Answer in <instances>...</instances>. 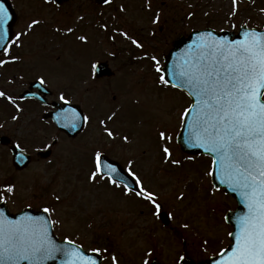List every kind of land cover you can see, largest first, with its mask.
I'll return each mask as SVG.
<instances>
[{"label":"rangeland","instance_id":"374dc122","mask_svg":"<svg viewBox=\"0 0 264 264\" xmlns=\"http://www.w3.org/2000/svg\"><path fill=\"white\" fill-rule=\"evenodd\" d=\"M19 3L21 19L17 30L24 32L22 28L34 18L41 20V24L24 38L26 45L21 48L24 59L18 67L12 68L16 72L29 70L24 78L26 81L29 76L42 75L52 88L51 98L58 100L63 92L68 100L81 105L92 120L77 139L63 137L52 157L47 160L33 157L31 164L20 173L13 170L7 147L0 145V182L5 176H13L15 180V199L11 202H57L55 207L66 218L65 226L60 227L63 233L72 232L75 222L83 220L78 218L84 214L83 205L91 213L98 210L90 222V233L107 235L108 244L114 254L120 255L122 264H137V259L133 261L136 242L142 250L148 238L152 242V237L157 235L163 244L170 236L146 212L136 216L140 208H148L145 204V207L138 206L123 225L115 223L114 214L125 201L111 202V190L99 189L107 185L102 181L90 183L87 174L93 149L102 148L107 155L123 156V159L125 155L139 154L144 155L138 164L145 186L158 195L164 206L180 211L177 214L179 221L189 225L183 231L187 243L201 245L207 253L210 247L205 241L211 237L213 250L227 245L231 228L223 216L234 202L221 191L211 189L206 175L210 160L202 155L182 156L171 141L168 146L173 159L183 162L182 165L170 164L166 170L158 171L155 161L146 162L152 155H157L158 131L167 129L172 136L179 126V115L189 101L178 89L161 86L155 66L143 57L154 55L162 66V54L169 50L180 33L190 29L208 26L217 31H237L242 25L264 29V0H237L235 15H232V0H112L110 5L101 8L91 0H68L56 9L28 1ZM157 13L159 22L153 24ZM46 25L52 27V32L43 27ZM69 28L71 33L67 31ZM120 31H125L143 47L138 49L129 40H124L118 35ZM81 35L86 37L87 43L76 40ZM94 59L108 61L117 71L115 78L91 79L89 73ZM33 67L35 71L31 70ZM9 76L5 79L0 74V86L10 87L11 90L5 88V93L16 98L23 111H13L11 105L0 99V105L6 107L0 109V125L4 126L0 128V135L10 137L34 155L37 149L50 144L55 131L50 122L41 120V107L18 100L15 86L21 87L22 76L17 74L13 78V73ZM12 112L15 115H11ZM113 112L115 119L107 121V116ZM13 116L19 119L14 121ZM99 119H104L117 134L114 142L101 137ZM125 129H130L133 134L129 135L128 144H124L119 136ZM179 195L184 199L178 200ZM75 203L79 204L78 209H75ZM148 225L152 226L149 229L153 235L144 232ZM138 229H141L140 236L134 238ZM87 244L91 245L88 239ZM163 250L171 254L174 248L164 247Z\"/></svg>","mask_w":264,"mask_h":264},{"label":"snow or ice","instance_id":"6c2138e0","mask_svg":"<svg viewBox=\"0 0 264 264\" xmlns=\"http://www.w3.org/2000/svg\"><path fill=\"white\" fill-rule=\"evenodd\" d=\"M44 2L47 4L50 0ZM103 3L110 5L112 0H103ZM236 5L237 0H232V15L236 14ZM10 20L9 8L0 3V55L3 57H11L14 47H22V37L41 24V20L34 18L26 25L27 32L10 33ZM158 22L159 13L152 23ZM67 31L71 33L72 29ZM118 35L138 49L143 47L125 31L118 32ZM77 39L87 43L84 36ZM143 58L150 59L155 66L161 86L187 90L193 102L179 115L180 125L187 129L183 134V143L203 149L210 156L206 175L218 179L229 191L238 194V203L243 206V212L234 213L235 228L227 234L232 241L229 248L221 249L217 253L219 258L212 264H264V31L244 30L242 37L235 40L219 38L211 31L198 33L196 39L176 58L172 68L167 70L161 67L156 56ZM15 62V58L0 59V67ZM100 71V65H91L93 76ZM165 71L175 82H169ZM37 83L41 88L46 87L43 76ZM0 98L13 105L17 112L23 111L16 98L4 91H0ZM58 100L65 105L71 103L63 92ZM115 117L113 112L107 116V121L111 122ZM12 119L15 121L19 117L13 116ZM56 119L57 123L66 121L62 127H81V116L74 111L57 114ZM91 120L90 115L82 117L85 125ZM98 124L102 129V138L112 142L117 139V134L104 119H99ZM3 127L0 125V128ZM121 139L124 144L130 143L127 134H123ZM172 140L173 136L168 134L167 129L158 131L157 147L162 154V162L179 166L181 161L173 159V152L168 146ZM53 146L46 144L43 150H50ZM15 147L20 150L17 159H24L23 149L19 144ZM89 164L87 180L90 183L102 181L120 189L125 197L135 196L151 205L152 215L159 218L164 205L133 171L131 160L120 168L106 158L101 148L92 150ZM215 190L219 191L218 188ZM14 195V186L6 184L0 187V205L7 204L8 198ZM56 199L59 200V196ZM177 199L183 200L184 196L179 195ZM53 211L51 207L42 208L45 214L50 215ZM168 215L169 219L174 218L171 213ZM56 223V220L45 216L20 215L10 219L0 210V264H46L58 255L65 258L63 264H98L97 259L86 255L79 246L69 249L54 243L50 230ZM181 227L187 229L189 225L185 223ZM65 243L73 244L70 240ZM92 252L97 257L104 254L98 248H93ZM184 259V256L180 257L181 261ZM111 264H118L116 256L111 257ZM143 264H149V261L145 260Z\"/></svg>","mask_w":264,"mask_h":264},{"label":"flooded vegetation","instance_id":"af4514ba","mask_svg":"<svg viewBox=\"0 0 264 264\" xmlns=\"http://www.w3.org/2000/svg\"><path fill=\"white\" fill-rule=\"evenodd\" d=\"M10 3L12 4V6L14 7L15 11L18 13V16L14 13L13 14V18L12 20L9 21V25H11L12 23V31L11 33H17V28H18V23H19V10H18V4L19 1L20 2H24L25 0H9ZM24 38H26V36H23ZM22 37V47H24L26 45V43H24L25 41L24 38ZM14 38V37H13ZM22 47L16 48L14 47L12 49L11 52V57H3L2 55H0V59H11V58H15L16 62L15 63H9L4 67H0V74H2V76L7 79L10 78L11 76H9V74L13 73V78H15L17 76V74H20L21 80H24L23 83L21 84V87L18 88V86H15V90H17L18 92H22L24 90H26L29 87L30 82L36 80V78H33V76H30V80L27 82L24 78H27L26 75L29 74V70H25V69H20L18 72H16L15 68L13 69L12 67H18L20 61L22 60V58L24 59V53L22 52ZM22 62V61H21ZM110 65V63H109ZM34 66V65H33ZM32 71H35V67H33L31 69ZM114 74L110 77H101L96 79L97 81H103V80H107L113 77L115 78V75L117 74L116 70H113ZM21 72V73H20ZM26 72V73H25ZM91 73V71H90ZM89 73V74H90ZM25 76V77H24ZM2 80V78H0V81ZM4 87L0 86V91H4L5 92V88L7 90H11L10 87ZM36 90H34L33 92H35ZM113 98H115V96H113ZM33 102H35L36 104H38L39 107H43L40 102L35 101V100H31ZM46 107V106H45ZM124 132V133H123ZM123 134H127L128 136L132 134V131L130 129H125L124 131H122V134H120V138ZM58 139H62L63 137H66L69 140H73L68 138L65 134L61 133L58 131ZM57 139V140H58ZM75 139V138H74ZM122 140V139H121ZM57 146V144L55 145ZM156 149V148H155ZM157 155H152L151 159L146 160V162L148 161H155V163H157V170H166L167 168H169L168 166H170V164H164L162 162V154L159 152V150H157ZM105 154V153H104ZM156 154V153H155ZM106 155V154H105ZM125 159H123V156L120 157H111L113 160H115L120 166L121 168H123L126 165V162L128 160H131L133 162V171H135L143 181H145V179L142 177V174L139 171V162L142 161V159H140V157H144V155H125L124 156ZM13 168V167H12ZM13 170L16 173H20L23 172L24 170H17L15 168H13ZM158 170V171H159ZM4 180L0 182V187H3L6 184H10L12 186H15V180L13 176H5L3 178ZM145 185V184H144ZM146 187V186H145ZM147 188V187H146ZM99 189H101V191H106V190H111V192L113 193V195L111 196V202L112 200L114 201H119V200H123L124 205H119L118 210L116 211L115 215V223L123 225L124 223L127 222L128 217L132 216L136 209H138V206H144L143 204H145L146 206H148V208H140L139 209V213L136 212V216L140 215L142 216L145 212L146 214H148V216L151 217V219L164 231L167 232V234L170 236L169 239H165V242L162 244V239L155 235L156 237H152L153 241L151 242V240L148 238V240H146V246L141 250V246L139 245L138 242H136V250L133 253V261L137 259V264H143V261L147 260L149 261V264H178L180 261V257L184 256V257H189L195 261L201 260V259H206L209 256L213 255V237H211V239L207 242V247L210 244V252L207 253L206 250H202V246L201 245H197L195 243H187L186 237L184 236V230L181 227V225L183 224V221H179L180 220V215L177 216V214L180 211H176V209L171 208V207H166L164 206V209L161 213V215L159 216V218L154 217L152 215V209H151V205L147 204L146 202L139 200L138 198H136L135 196H128L125 197L122 194V191L120 189H114L112 188L110 185L109 186H101L99 187ZM152 191V190H150ZM10 196L8 198V202L7 204H2L0 205V208H4L8 210L9 214H18L21 211H23L26 208H31L34 211H41L43 207H51L52 209H54V211L49 215L50 219L56 220L57 223L53 225V230H54V234L56 235L58 241H66V240H70L73 243L79 245L84 251L86 252H90L92 251L93 248H98L100 249L104 254L101 256V262L100 264H111V257L112 256H116L117 257V261L118 264H122L123 261L120 257V255L118 254H114L113 253V248L110 247L109 241L107 240L108 236L103 234V233H95L93 232V234H91V225L90 222L92 219H95L96 213L98 214V210H96L95 212L91 213L89 211V209L87 208L86 205H83L84 208V214L81 215L78 218H83V220H77L75 222V224L73 225V231L70 233H63L61 232V228L65 226V217H62L61 213L58 211V208L55 207V205H57L56 203L53 204H36V203H27L26 200L21 201V202H11V199H15V195ZM20 198V197H19ZM140 201V203L138 202ZM162 203V202H160ZM76 207L75 209L79 208V204L75 203ZM128 204H130V206H128ZM163 204V203H162ZM164 205V204H163ZM130 210V211H129ZM173 210V211H172ZM176 212V213H175ZM169 213H171L173 215V219H169ZM179 217V219H178ZM176 221H178V223H176ZM135 222V221H134ZM103 223H105V221H103ZM149 228H152L151 225H148L147 228L144 230V232H146V234L148 233H152L151 230ZM140 230H137V234L134 235V238H137L140 236ZM154 233H152L151 235H153ZM87 239L88 241L91 243L87 244ZM160 246H162V249L160 248ZM164 247H172L174 248V251L171 254H168L166 252H164L163 248ZM107 250L106 252L104 250ZM207 249V248H204ZM148 253H151V255H148Z\"/></svg>","mask_w":264,"mask_h":264},{"label":"water","instance_id":"95a60500","mask_svg":"<svg viewBox=\"0 0 264 264\" xmlns=\"http://www.w3.org/2000/svg\"><path fill=\"white\" fill-rule=\"evenodd\" d=\"M57 1H58V3H61L63 0H57ZM95 2L96 3H103V0H95ZM244 30H251V29H247L246 26H243V27L240 28L238 34H236V35L233 34V33L227 32V31H222L221 33H216L214 30L207 29V30H204V31H192L186 38L181 36L178 39H176L172 49L169 51V53L166 56H164L165 66L163 68L165 70L172 68V66L176 63V58L187 48V46L189 44H191L196 39L198 33L211 31V32L214 33V35H216L219 38H226V39H230V40H235V39H240L242 37V32ZM232 37H233V39H231ZM100 66H101V71L98 73V75L99 74H101V75H103V74H108L109 75L110 74V71L108 70V68H106L107 66H106L105 63L104 64H100ZM165 75H166V78L169 80L170 83L175 82L174 78L171 77L167 73V71H165ZM182 90L185 91L188 94L186 89H182ZM73 110L81 116V127L77 128V129H71L69 127H65V128H67L66 131L69 134H71V135H75L78 131H80L81 128H82V125H83L82 115L80 113V110H79L78 106H75V105L68 106V110H67L68 112H73ZM191 118H192L191 116L188 117L189 120H191ZM63 123H66V121H61V123H58L59 127H61V125ZM186 132H187V129L185 127L181 126V129H180V131H179V133L177 135V144H178L179 148L185 153H205L203 151V149L188 147L187 145H185L183 143V134H185ZM0 141L2 143H6L7 142L6 138H1ZM12 151L14 152L13 153L14 154L13 162H14V164H15V166L17 168H22V167H24V166H26L28 164L29 157L27 155H24V159L20 160V159H17V157L19 155V150L16 149V148H13ZM44 156H45V154H44ZM212 182L215 185V187L224 186L225 192L231 194L232 196H234L236 198L237 202L239 201L238 194L229 191V189L225 185H222V184L219 183L218 179H215L214 177H212ZM243 211H244L243 206L238 203L237 209L235 211L226 213L225 217H229L230 218L228 220L225 219L226 222L231 224L233 226V228H235V225H234L233 221L235 220L236 217H235L234 213L235 214H239V213H241ZM228 248H229V246L226 249H228ZM62 258H64V257L58 255L57 259H55L54 261H47L46 264H58L57 260L62 259ZM218 258L219 257L217 256L215 258H210V259H208L206 261H200L197 264H212V262L215 261ZM180 264H194V263L191 260L186 259V260H183Z\"/></svg>","mask_w":264,"mask_h":264}]
</instances>
